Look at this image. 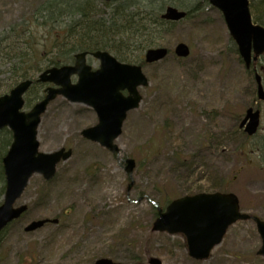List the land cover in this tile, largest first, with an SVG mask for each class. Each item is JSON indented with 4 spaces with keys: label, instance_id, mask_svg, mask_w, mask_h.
I'll use <instances>...</instances> for the list:
<instances>
[{
    "label": "rangeland",
    "instance_id": "1",
    "mask_svg": "<svg viewBox=\"0 0 264 264\" xmlns=\"http://www.w3.org/2000/svg\"><path fill=\"white\" fill-rule=\"evenodd\" d=\"M41 1L0 0V31ZM172 4L199 10L163 35L159 46L169 55L143 66L150 83L140 88V105L127 115L116 140L118 154L83 138V129L98 122L91 107L62 96L48 104L38 128L40 150L65 146L73 155L58 165L53 180L39 174L30 179L17 201L29 209L2 235L0 264H93L102 257L139 264L153 258L161 264H264L253 220L232 225L202 261L189 255L182 234L152 231L154 207L165 208L195 186L235 192L244 212L264 219V163L255 146L264 136V100L257 97L254 78L258 71L264 83V58L257 70H246L222 13L207 0ZM180 42L190 47V56L175 54ZM88 63L97 68L100 62L90 56ZM249 107L260 109L262 120L256 136L245 140L236 131ZM127 157L136 162L131 178ZM43 218L59 223L24 230Z\"/></svg>",
    "mask_w": 264,
    "mask_h": 264
},
{
    "label": "water",
    "instance_id": "2",
    "mask_svg": "<svg viewBox=\"0 0 264 264\" xmlns=\"http://www.w3.org/2000/svg\"><path fill=\"white\" fill-rule=\"evenodd\" d=\"M224 15L227 27L242 57L245 66L250 68L252 61L264 54V27L253 22L250 11V0H209ZM187 12L177 7H167L162 17L166 20L178 21L186 17ZM169 53L166 47L150 48L145 53L146 63L164 59ZM175 53L179 57H188L190 47L181 42L177 44ZM254 54V56H253ZM87 53L76 56L74 65L51 67L44 70L38 82H50L46 95L29 111H24V95L32 84L25 80L15 86L8 94L0 96V131L5 127L13 133L12 144L3 157L6 186L4 201L0 205V232L13 220L19 218L28 208L26 204L15 206L23 194L29 179L40 173L50 180L56 173V166L62 160L72 156V149L61 148L44 153L39 151L37 139L41 116L51 100L63 95L72 102H81L92 106L97 112L99 123L82 131L84 137L100 143L110 151L119 153L115 139L122 133L123 122L127 112L137 108L142 96L140 86L149 84L148 77L140 64H129L118 61L106 51H97L93 56L100 59V67L96 71L86 63ZM253 56V57H252ZM78 75V81L72 82V76ZM258 97L264 99V88L260 75H256ZM127 90L124 95L122 91ZM260 123V110H247L240 124L245 132L253 135ZM125 169L128 175L136 162L126 158ZM131 185V184H130ZM252 219L256 222L262 238V246L258 254L264 256V220L251 216L240 210L238 197L234 193L202 192L195 195H184L173 200L165 210H159L153 230L181 233L186 237L189 255L197 260L210 256L212 249L223 240L228 228L239 220ZM49 222L41 219L26 226V231H35ZM53 222L57 223L55 219ZM151 264H161L153 258ZM94 264H128L115 262L109 258H100ZM137 264V263H135Z\"/></svg>",
    "mask_w": 264,
    "mask_h": 264
},
{
    "label": "trees",
    "instance_id": "3",
    "mask_svg": "<svg viewBox=\"0 0 264 264\" xmlns=\"http://www.w3.org/2000/svg\"><path fill=\"white\" fill-rule=\"evenodd\" d=\"M169 4L172 0H42L27 16L14 19L0 31V95L22 80L35 79L45 68L72 62L82 51L107 50L121 61L145 65L143 52L162 44L163 35L176 25L161 18ZM251 9L254 20L264 26V0H253ZM197 10L198 5L191 8L187 18ZM41 27L45 29L40 31ZM258 63L254 64L256 68ZM43 91L44 86L35 82L26 94V107L40 99ZM236 134L243 136L240 130ZM261 138L255 146L264 163V136ZM11 142V132L4 129L0 133V145L4 147L2 151L0 146L1 196L5 191L2 157ZM253 149L241 150L250 153ZM183 166L192 168L186 161ZM215 190L218 187L195 186L186 188L183 194ZM154 209L157 211V207Z\"/></svg>",
    "mask_w": 264,
    "mask_h": 264
}]
</instances>
